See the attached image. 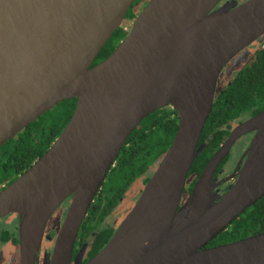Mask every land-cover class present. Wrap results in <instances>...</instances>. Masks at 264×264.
I'll list each match as a JSON object with an SVG mask.
<instances>
[{"label":"water","instance_id":"water-1","mask_svg":"<svg viewBox=\"0 0 264 264\" xmlns=\"http://www.w3.org/2000/svg\"><path fill=\"white\" fill-rule=\"evenodd\" d=\"M136 1L0 0V148L60 103L77 101L51 148L0 191V219H20V264H39L46 226L69 198L44 264H72L80 228L129 137L167 107L178 118L170 148L86 264H264V232L208 248L264 198V111L233 130L181 206L220 75L264 35V0L218 10L220 0H150L94 65ZM251 132L238 179L220 197L213 190L227 180L216 184V170Z\"/></svg>","mask_w":264,"mask_h":264},{"label":"trees","instance_id":"trees-1","mask_svg":"<svg viewBox=\"0 0 264 264\" xmlns=\"http://www.w3.org/2000/svg\"><path fill=\"white\" fill-rule=\"evenodd\" d=\"M143 1L145 2V0H137L134 3L123 26L105 45L94 65L109 57L124 40L140 13V8L137 6ZM76 103V100L60 103L0 148V187L4 182H14L51 148L69 123ZM263 108L264 50L259 51L254 62L238 73L225 93L218 95L214 100V108L200 139L198 148L201 151L190 171L189 180L192 183L200 176L212 155L223 144L232 129L231 122L246 113L255 115ZM177 131V114L170 107L156 111L141 122L120 153L118 168L109 176L103 193L109 196L98 199L94 205L95 208L86 219L85 235L101 221V217L106 216V212L103 213L99 208L103 202H109L107 207L110 210L118 204L119 197L125 194L123 190L126 184H131L138 179L148 181L170 148ZM111 195L116 197L112 199ZM261 222L264 224V198L248 213L237 219L231 231H225L211 242L208 248L238 241L249 235V227L260 226Z\"/></svg>","mask_w":264,"mask_h":264},{"label":"flooded vegetation","instance_id":"flooded-vegetation-1","mask_svg":"<svg viewBox=\"0 0 264 264\" xmlns=\"http://www.w3.org/2000/svg\"><path fill=\"white\" fill-rule=\"evenodd\" d=\"M149 1L150 0H147L146 3L143 1L137 6L138 8H140V11L148 4ZM248 1L250 0H220L218 5L215 7V10H218L225 6H231V8H237ZM262 50H264V35L261 36L256 42H254L253 44L245 48L243 51H241L233 60H231V62H229V64L225 67L218 80L215 99L218 95L225 93L228 86L234 81V78L237 76V74L240 73L243 69L247 68L249 64H252L257 56V53ZM228 68H231L230 73L225 74L224 72ZM262 111H264V108L259 110L255 115L252 113H246L235 119L233 122H231L232 129H230L229 134L224 139L223 144L230 137L231 133L237 126L253 118ZM255 135L256 132H251L240 137L233 145L230 153L226 156V158L223 160L221 165L216 170V173L214 175L216 184H218L221 181L227 180L220 186H216L213 190L214 192H217L220 197H224L225 194L228 192L229 188L237 181L239 171L242 167V161L244 162L246 160L245 154L248 148L250 147V144L254 139ZM205 141H207V139H205ZM238 146L239 148L237 150L238 151L237 153H239L241 150L242 151L240 155L238 154L239 156H236L237 158L235 163L233 164L234 165L233 168L230 171H228L230 165L229 160L233 158L232 154L235 152L234 150ZM220 148H218L215 151L212 157L216 154V152ZM118 159L116 160L114 166L111 168L110 172L108 173L102 188L96 195V198L92 203L88 211V214L80 228L76 240V244L74 246L72 264H77L78 261L77 258L79 255H81L80 264H86L109 243V241L113 238V236L117 232L118 228L120 227L125 217L136 205L144 188L146 187V185L148 184V182L150 181V179L154 174V172H152V175L148 178V181L146 182L145 179H138L133 181L131 184H126V188L123 190L125 194L119 197L118 204L115 207L111 208L110 210L107 207L109 205V202L108 201H107L108 203L103 202L102 206L99 208H101L100 210L103 211V213L106 212V216L101 217V221L91 230V232L85 235L86 231H84V224L86 223V219L88 218V216H90V212L92 211V209L95 208L94 205L96 204L97 200L98 199L100 200L101 198H107L109 196V195H103V193L107 187L108 180L110 178L109 176H111L119 166ZM199 177L193 183L190 180L187 182V185L184 190L181 206H183V204L192 194ZM10 184L11 183L8 182L2 183L0 187L1 188L0 191H2ZM115 197L116 195H111L112 199H114ZM257 203H255L253 206L248 208L243 215L248 213V211H250ZM70 205H71V198L63 202L54 212V214L51 216L46 226L43 242L39 252V264H44L45 259L48 256H52L58 232L65 221ZM19 225H20L19 216L15 214L7 215L2 219H0V264H20L21 262V252H20L21 241H20ZM259 225L260 226L249 227L248 229L249 235L241 238L240 240L263 233L264 224L261 222ZM232 228H233V224L226 231H231ZM93 234H96V236L93 237ZM104 234H106L105 237Z\"/></svg>","mask_w":264,"mask_h":264},{"label":"rangeland","instance_id":"rangeland-1","mask_svg":"<svg viewBox=\"0 0 264 264\" xmlns=\"http://www.w3.org/2000/svg\"><path fill=\"white\" fill-rule=\"evenodd\" d=\"M145 3H146V0H145ZM230 69H231V68L226 69L224 73H225V74L230 73ZM238 148H239V146L234 150L235 152L232 154V155H233V158L229 160L230 165H229V170H228V171H230V170L233 168V166H234L233 164L235 163L236 158H237L236 156H239L240 153H241V151H242V150H241L239 153H237V152H238V151H237ZM238 154H239V155H238Z\"/></svg>","mask_w":264,"mask_h":264}]
</instances>
